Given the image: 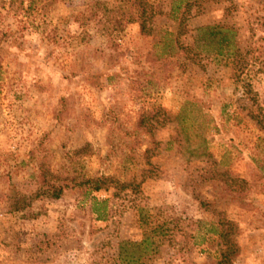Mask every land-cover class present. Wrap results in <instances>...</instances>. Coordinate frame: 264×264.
<instances>
[{"label":"rangeland","instance_id":"rangeland-1","mask_svg":"<svg viewBox=\"0 0 264 264\" xmlns=\"http://www.w3.org/2000/svg\"><path fill=\"white\" fill-rule=\"evenodd\" d=\"M30 1H0V264H126L122 245L162 224L144 264H217L218 236L195 235L219 221L232 224V264H264V0H209L187 25L232 26L233 52L190 61L162 54L164 31L83 25L95 0H35L23 13ZM45 19L59 43L33 28ZM154 111L148 133L138 120ZM178 113L180 139L206 138L209 155L169 148ZM102 175L117 186L80 184ZM45 177L65 183L60 198L36 196ZM93 197L107 199L104 218Z\"/></svg>","mask_w":264,"mask_h":264},{"label":"trees","instance_id":"trees-1","mask_svg":"<svg viewBox=\"0 0 264 264\" xmlns=\"http://www.w3.org/2000/svg\"><path fill=\"white\" fill-rule=\"evenodd\" d=\"M16 3V0H0ZM24 5L25 0H17ZM119 4L109 0H95L93 1L79 17L83 25L94 21L95 28L103 34L110 37L118 36L124 27L130 23H138L141 33L145 36H159L164 31L163 43L164 51L162 54L167 56V49H172L171 53L175 57L186 55L187 60H195L199 57L198 50L207 49L213 51L217 55L224 56L226 51L230 55L235 32L232 26L227 24H206L194 28L188 27L187 21L190 20L194 14L198 15L205 11V4L209 0H116ZM35 0H31L26 6L23 13L29 14L34 9ZM5 5V4H3ZM172 21V29H169L167 21ZM161 22V25H159ZM36 24V25H35ZM33 28L40 29L45 33L47 41L57 44L60 42V35L56 26L50 25V21L45 19L43 23H33ZM163 35H161L162 37ZM169 37V38H167ZM178 62V61H176ZM158 112L154 111L146 115H142L138 120L140 128L145 129L148 133H153L159 127L157 123L159 119ZM184 117L178 113L174 120L177 124V132L174 139L169 143V148H173V142H177L178 146L183 150V154H188L187 160L191 157H201L209 155L208 142L206 138H202L195 146L189 144V135L185 134V139H180V133L185 132L187 127H184ZM158 124V125H157ZM162 125V124H161ZM241 180V179H240ZM234 180L240 184L243 180ZM86 186L88 193L101 190H109L112 186H117V180L112 177L104 175L99 177H87L80 183ZM135 183H122L121 189L134 186ZM66 185L52 183L50 179L45 177L43 186L36 196H50L53 198H60L64 192ZM23 200V199H22ZM17 201L13 203L14 209H23L30 203H24L19 206ZM107 199L101 200L93 197V211L98 214L100 218H104L101 209L105 208ZM17 204V205H16ZM103 206L101 208L100 206ZM165 225H157L153 228V234L144 233L142 240L138 242H125V244L133 247L129 249L128 246L122 245L121 258L126 264H144L148 254L155 249L154 233L165 234L163 231ZM213 235H217L219 240L223 243L218 250L217 264H232V255L237 251L235 242L232 238V224L230 222H207L199 223L196 228L195 237H200L198 244L205 243ZM197 243V241L195 242Z\"/></svg>","mask_w":264,"mask_h":264}]
</instances>
